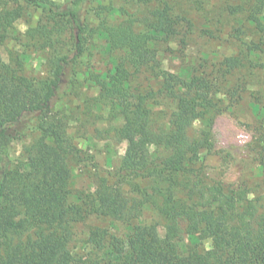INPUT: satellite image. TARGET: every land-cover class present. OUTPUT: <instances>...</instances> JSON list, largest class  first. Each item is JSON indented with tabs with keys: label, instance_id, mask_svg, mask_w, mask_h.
I'll return each mask as SVG.
<instances>
[{
	"label": "trees",
	"instance_id": "obj_1",
	"mask_svg": "<svg viewBox=\"0 0 264 264\" xmlns=\"http://www.w3.org/2000/svg\"><path fill=\"white\" fill-rule=\"evenodd\" d=\"M14 1L45 15L55 48L45 78L25 76L18 60L0 63V264H68L76 225L94 216L129 227L125 237L90 232L104 243L95 264H264V189L252 196L211 181L200 160L201 151L215 147L214 124L222 113L211 83L198 76L183 82L163 72L154 93L132 88L157 66L154 29L173 28L166 11L103 29L116 59L106 71L87 68L83 74L99 90L97 105L118 125L110 124L107 134L127 148L119 167L108 178L98 177L92 194L72 200L54 177L70 179L79 151L67 136L69 117L55 107L68 96L75 68L86 56L84 15L95 0ZM19 15L9 0H0V45ZM263 20L254 15L249 22L264 32ZM156 99L174 105L164 124L152 119L148 104ZM195 122L201 123L196 136ZM33 132L36 138L13 160L12 144ZM144 208L172 237H161L155 224L135 223ZM207 234L209 247L203 242Z\"/></svg>",
	"mask_w": 264,
	"mask_h": 264
},
{
	"label": "rangeland",
	"instance_id": "obj_2",
	"mask_svg": "<svg viewBox=\"0 0 264 264\" xmlns=\"http://www.w3.org/2000/svg\"><path fill=\"white\" fill-rule=\"evenodd\" d=\"M64 4L69 0H50ZM10 8H19V19L12 34L0 45V63H22L23 74L33 79L45 78L51 70L54 36L45 26V15L22 1L9 0ZM155 10H164L173 21L172 30L157 28L154 43L157 66L143 73L132 86L140 91L155 92L157 77L171 73L180 81L198 76L209 81L213 95L222 107L213 134L215 147L201 151L200 160L209 180L220 181L234 189L257 195L264 189V32L249 22L254 15L264 17V0H95L87 8L84 20L89 36L86 56L75 68V81L68 96L55 111L66 114L67 136L79 151L69 180L54 177V183L76 195L95 191L98 177L108 178L120 165L127 143L109 136L106 108L96 103L99 90L86 80L83 72L106 71L116 59L107 50L103 29L127 20H135ZM264 21V20H263ZM32 30H35L33 32ZM148 31L147 25L140 26ZM235 59V62H230ZM155 69V70H154ZM67 88V87H66ZM152 119L166 123L174 105L161 100L149 103ZM118 126V125H117ZM201 123L195 122L191 133L196 136ZM36 132L11 146L12 159L20 157ZM143 187L144 184H141ZM137 224H155L161 237H172L151 208H144ZM92 230L125 237L126 223L105 217H89L75 228V242L67 257L68 264H95L104 252L101 237ZM203 238L209 247L208 234ZM183 247V245H182Z\"/></svg>",
	"mask_w": 264,
	"mask_h": 264
}]
</instances>
